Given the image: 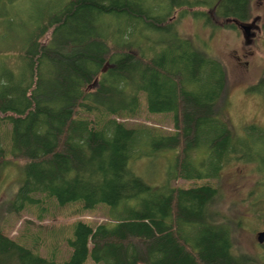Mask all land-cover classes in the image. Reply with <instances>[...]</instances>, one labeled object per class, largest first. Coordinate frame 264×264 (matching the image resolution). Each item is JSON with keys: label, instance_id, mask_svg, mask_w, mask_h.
Masks as SVG:
<instances>
[{"label": "trees", "instance_id": "trees-1", "mask_svg": "<svg viewBox=\"0 0 264 264\" xmlns=\"http://www.w3.org/2000/svg\"><path fill=\"white\" fill-rule=\"evenodd\" d=\"M20 1L0 0V52H14L13 61L0 57V173L9 160L22 162L0 221L38 193L84 208L106 204L115 215L95 227L77 222L64 262L16 242L0 225V264H84L88 257L101 264H264V256L235 246L237 221L222 214L210 181L233 161L256 162L264 172V127L234 133L221 113L224 66L168 22L175 11L205 23L245 22L250 0H39L25 17ZM161 31L160 39L148 35ZM106 62L112 66L103 71ZM262 88L264 75L251 87ZM142 94L149 112L172 114L171 133L126 125ZM166 149L177 153L160 184L129 167ZM171 179L196 183L171 186Z\"/></svg>", "mask_w": 264, "mask_h": 264}, {"label": "rangeland", "instance_id": "rangeland-1", "mask_svg": "<svg viewBox=\"0 0 264 264\" xmlns=\"http://www.w3.org/2000/svg\"><path fill=\"white\" fill-rule=\"evenodd\" d=\"M39 0H21L18 12L25 17L34 12V4ZM251 15L259 17V24L264 23V0H250ZM178 11L172 13L168 22H175L174 29L184 38L204 47L216 57L226 71L227 96L222 108V116L238 136L248 124L264 127V88L251 89L264 75V35L248 44L239 28L229 27L225 21L211 20L205 23L201 17L185 15L178 17ZM177 18V19H176ZM3 28H1V32ZM263 34V33H262ZM154 39L163 37L164 32H149ZM147 41L145 40V44ZM4 43L0 42V48ZM147 46V45H146ZM0 57L8 55L13 61L14 52L5 50ZM144 94L141 95L137 114L124 119L129 127L150 126L168 134L173 131L171 113H151L147 109ZM143 150L149 151L147 145ZM177 150L166 149L158 153L143 155L129 162L131 170L147 184L155 186L165 181L172 172ZM204 157L202 151L195 152L198 160ZM21 161L9 160L0 173V204L15 197L21 179ZM22 180V179H21ZM221 194L220 211L223 215L237 221L234 243L240 250L264 256V242L257 241V232L264 230V172L256 162L233 161L222 167L219 175L210 180ZM171 186H192L195 181L171 179ZM202 180L197 181L201 183ZM260 186V187H259ZM261 194V195H260ZM260 196V198H257ZM38 200L27 203L18 213L8 212L2 217L0 225L5 235L27 247H32L42 257L64 262L72 253L70 241L74 238V227L79 221L92 227L110 221L115 215L110 206L100 204L94 208H84L81 201L60 204L46 194H34ZM84 264H101L90 257Z\"/></svg>", "mask_w": 264, "mask_h": 264}, {"label": "flooded vegetation", "instance_id": "flooded-vegetation-1", "mask_svg": "<svg viewBox=\"0 0 264 264\" xmlns=\"http://www.w3.org/2000/svg\"><path fill=\"white\" fill-rule=\"evenodd\" d=\"M259 19L260 18L256 16V17H253L250 21L247 20L245 22H239L234 18L224 19V21L227 24H233V27L239 28L241 33H242V36H243V31L240 28V24H249L251 27L250 32H249L250 35L247 36V38H244V43L248 44L252 41V39L254 40L255 38H260L261 35H264V28H263L264 23L259 24V22H260Z\"/></svg>", "mask_w": 264, "mask_h": 264}, {"label": "water", "instance_id": "water-1", "mask_svg": "<svg viewBox=\"0 0 264 264\" xmlns=\"http://www.w3.org/2000/svg\"><path fill=\"white\" fill-rule=\"evenodd\" d=\"M240 28L242 29L243 31V36L244 38H247V36H249V32H250V25L249 24H240ZM108 65L112 66V64H109L108 62H106L102 68L103 71L106 70V68L108 67ZM97 83V78H95V80L92 82V84L90 85L91 86H94L96 85ZM257 241L259 243H263L264 242V230H261V231H258L257 232Z\"/></svg>", "mask_w": 264, "mask_h": 264}]
</instances>
